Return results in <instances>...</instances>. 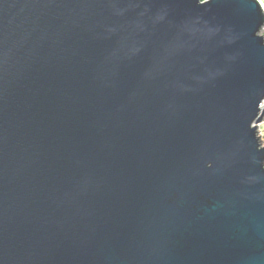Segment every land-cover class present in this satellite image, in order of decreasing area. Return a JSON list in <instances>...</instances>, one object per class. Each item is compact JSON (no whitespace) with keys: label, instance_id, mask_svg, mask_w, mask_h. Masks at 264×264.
Here are the masks:
<instances>
[{"label":"water","instance_id":"95a60500","mask_svg":"<svg viewBox=\"0 0 264 264\" xmlns=\"http://www.w3.org/2000/svg\"><path fill=\"white\" fill-rule=\"evenodd\" d=\"M257 0H0V264H264Z\"/></svg>","mask_w":264,"mask_h":264},{"label":"rangeland","instance_id":"374dc122","mask_svg":"<svg viewBox=\"0 0 264 264\" xmlns=\"http://www.w3.org/2000/svg\"><path fill=\"white\" fill-rule=\"evenodd\" d=\"M205 1H208V0H202V2H205ZM257 1H260V3L264 5V0H257ZM259 35L264 39V28L261 30ZM260 118H261V121L257 125H255L256 137L258 139V143L261 149H264V106L262 108Z\"/></svg>","mask_w":264,"mask_h":264},{"label":"bare ground","instance_id":"6f19581e","mask_svg":"<svg viewBox=\"0 0 264 264\" xmlns=\"http://www.w3.org/2000/svg\"><path fill=\"white\" fill-rule=\"evenodd\" d=\"M258 3L261 5L262 9H263V13H264V5L262 3H260V1H258ZM264 104L260 107V111H262ZM257 125V124H256Z\"/></svg>","mask_w":264,"mask_h":264}]
</instances>
